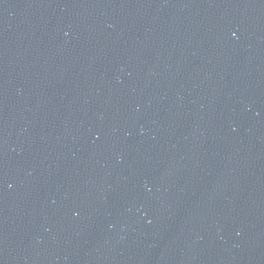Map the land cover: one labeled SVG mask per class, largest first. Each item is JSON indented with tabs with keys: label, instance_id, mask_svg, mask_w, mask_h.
Here are the masks:
<instances>
[{
	"label": "water",
	"instance_id": "1",
	"mask_svg": "<svg viewBox=\"0 0 264 264\" xmlns=\"http://www.w3.org/2000/svg\"><path fill=\"white\" fill-rule=\"evenodd\" d=\"M0 264H264V0H0Z\"/></svg>",
	"mask_w": 264,
	"mask_h": 264
}]
</instances>
